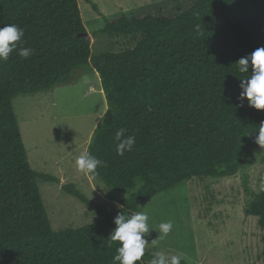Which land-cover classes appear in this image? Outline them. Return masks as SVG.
I'll list each match as a JSON object with an SVG mask.
<instances>
[{"label": "trees", "instance_id": "1", "mask_svg": "<svg viewBox=\"0 0 264 264\" xmlns=\"http://www.w3.org/2000/svg\"><path fill=\"white\" fill-rule=\"evenodd\" d=\"M6 24L24 30L18 49L32 55L17 49L0 61V264H113L120 242L109 234L118 213L194 177L234 176L261 147L255 138L264 109L241 98L240 80L251 69L239 72L237 61L264 47V0H193L173 16L120 15L101 32L141 39L95 57L77 0H0V27ZM79 71L99 74L108 105L87 146L102 162L92 177L130 194L109 213L62 185L99 220L53 232L36 179H59L31 169L12 102L75 82ZM120 129L136 138L123 156L115 150ZM244 212L264 232V189Z\"/></svg>", "mask_w": 264, "mask_h": 264}, {"label": "rangeland", "instance_id": "2", "mask_svg": "<svg viewBox=\"0 0 264 264\" xmlns=\"http://www.w3.org/2000/svg\"><path fill=\"white\" fill-rule=\"evenodd\" d=\"M77 2L90 37L91 57H95L133 48L141 39L140 34L112 36L101 32L107 20L120 15L173 16L193 0ZM101 90L98 73L79 71L75 82L19 95L12 102L31 169L59 179L58 183L36 179L53 232L99 220L62 185L73 184L109 213L117 211L119 200L130 194L108 188L100 178L81 173L75 164L108 108ZM260 189H264V146L252 149L234 176L194 177L158 193L136 210L148 215L150 230L145 234L148 243L144 254H182L181 264H264V232L257 218L244 212ZM166 221H171L173 228L163 236L158 225Z\"/></svg>", "mask_w": 264, "mask_h": 264}, {"label": "clouds", "instance_id": "3", "mask_svg": "<svg viewBox=\"0 0 264 264\" xmlns=\"http://www.w3.org/2000/svg\"><path fill=\"white\" fill-rule=\"evenodd\" d=\"M24 30L16 24H6L0 27V61H6L9 55L18 49V44L22 42ZM18 55L28 58L32 55V49L19 47ZM238 71L249 73L240 80L239 87L242 89L240 96L246 98L249 106L255 109H264V47L255 49L250 54L239 58L237 61ZM107 111V110H106ZM117 141L115 150L120 156L125 152H131L136 143L134 135L125 136V129H120L115 133ZM255 142L264 146V122L258 127V135ZM101 161L93 156L89 151H82L75 160L77 169L81 173L95 175L97 167ZM148 215L142 211H134L124 214L122 211L114 217L115 227L109 234L111 241L120 242L113 257V264H135L144 256L148 241L145 234L150 230L147 223ZM171 221L162 222L158 225V231L167 236L172 230ZM182 254L167 255L164 252H155L149 264H181Z\"/></svg>", "mask_w": 264, "mask_h": 264}, {"label": "crops", "instance_id": "4", "mask_svg": "<svg viewBox=\"0 0 264 264\" xmlns=\"http://www.w3.org/2000/svg\"><path fill=\"white\" fill-rule=\"evenodd\" d=\"M101 92H102V90H101ZM59 164H60V163H59ZM62 170L65 171L63 168H62Z\"/></svg>", "mask_w": 264, "mask_h": 264}, {"label": "water", "instance_id": "5", "mask_svg": "<svg viewBox=\"0 0 264 264\" xmlns=\"http://www.w3.org/2000/svg\"><path fill=\"white\" fill-rule=\"evenodd\" d=\"M88 33L87 32H85V35H87Z\"/></svg>", "mask_w": 264, "mask_h": 264}]
</instances>
